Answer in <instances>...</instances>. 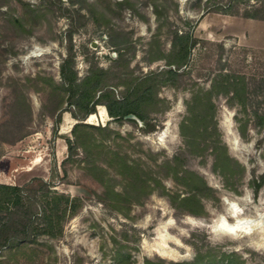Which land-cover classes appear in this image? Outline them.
<instances>
[{
	"label": "rangeland",
	"instance_id": "obj_1",
	"mask_svg": "<svg viewBox=\"0 0 264 264\" xmlns=\"http://www.w3.org/2000/svg\"><path fill=\"white\" fill-rule=\"evenodd\" d=\"M24 1L37 9L31 17L18 0H0V124L10 118L18 86L32 109L27 135L14 143L0 137V183L24 185L40 178L53 191L77 198L81 206L66 220L60 237L41 235L36 242L7 249L0 254V264H145L147 258L181 262L194 260L198 251L207 260L232 255L236 264H264V184L257 193L252 184L253 176L264 174V125L250 116L243 133L242 121L236 119V115L245 118L240 107H231L223 95L214 94V116L207 132L204 125L195 130L196 147L187 145L180 129L194 91L209 88V78L219 67V43L224 45L223 61L227 59L237 73L247 76L248 110L264 113V20L208 10L205 0ZM155 4L163 11L160 19ZM14 16L24 17L25 29L11 21ZM176 27L193 29L201 41L184 67L187 74L180 87L159 90L165 102L150 115L156 130L144 133L140 119L113 120L103 105L97 106L94 117L84 120L113 129L105 151L126 153L149 174L147 191H133L114 168H107L111 185L121 193L119 199H110L103 183L86 168L82 151L68 159L66 138H74L77 120L66 110L67 103L62 106L61 123L56 124L57 113L49 114L44 108L49 104L48 88L38 89L28 78L41 75L60 82L71 29L80 78L92 64L118 70L114 62L118 49L130 59L136 75L160 69L165 61H150V50L158 44L168 52ZM164 131L166 137L159 141ZM96 137L100 140L102 134ZM217 144H224L229 156L244 167L242 175L228 181L216 170ZM175 158L179 175L195 173L213 189L201 194V206L195 207L198 214L171 198L190 190L176 181L174 169L164 166ZM231 215L245 222L241 231L223 230ZM162 243L177 257L149 250Z\"/></svg>",
	"mask_w": 264,
	"mask_h": 264
},
{
	"label": "trees",
	"instance_id": "obj_2",
	"mask_svg": "<svg viewBox=\"0 0 264 264\" xmlns=\"http://www.w3.org/2000/svg\"><path fill=\"white\" fill-rule=\"evenodd\" d=\"M25 8V12L31 17L37 9H32L24 0H18ZM127 0H125L126 2ZM205 0L208 10L226 14L241 15L245 18L264 20V0ZM128 2V1H127ZM161 10L155 4V13L160 19ZM11 21L19 28L25 29L23 16H14ZM72 32L69 31L68 53L60 65V82L53 77L37 75L28 78L35 81L36 87L41 90L48 88L49 104H44L49 114L57 113L56 124L61 123L66 102L72 116L77 122L72 127L74 138L67 137L68 159L82 151L85 154L86 168L93 172L106 188L105 194L114 200L121 197L111 185L112 177L108 175L109 167L114 168L116 173L127 180V188L131 190H145L150 187L149 174H146L140 163L131 161L128 155L119 151L108 152V144L105 143L113 134L114 130L108 125L103 127L85 123L84 120L92 113L97 112L98 105H104L109 116L113 120H121L128 114H135L145 123L142 131L146 134L156 130V124L150 121L153 111L160 110V104L165 101L159 96V90L164 86L180 87L184 75L187 74L186 67L193 56V52L200 43L193 29H178L172 31L171 47L168 52L163 51L158 44L150 50V61L164 60L165 66L149 71L145 74L136 75L130 68V59L124 58V53L118 49V56L114 62L119 69H106L92 64L88 73L80 78L75 69V53L72 44ZM155 44V42H151ZM220 49L218 57L219 67L209 78L210 86L207 89L194 91L188 102L189 115L182 121L180 129L185 137L187 145L196 147L194 133L204 125L207 132L210 119L214 116V94L223 95L229 106L240 107L244 113V119L236 115L238 121H242L240 129L244 133L247 123L251 117H256L260 125H264V113L258 110L250 112L249 81L245 74L237 73L226 60L223 61L224 45L217 44ZM40 83V86H39ZM264 84V83H263ZM123 88L118 91V88ZM17 97L10 105V118L0 124V137L2 140L14 143L27 135V123L32 118L31 105L26 98L25 92L19 90ZM164 108V107H163ZM245 120V122H243ZM134 121V120H132ZM97 133L102 134L100 140ZM216 162L215 168L219 170L226 180L238 177L244 171V167L227 152L223 144L215 145ZM178 158L173 163L167 161L164 166L175 170L177 182L187 185L190 190L187 195L181 196L176 193L171 195L173 202L180 206H187L192 214H198L195 207L201 206V194L204 191L211 192L213 189L204 178L192 172L178 174ZM100 161L107 165L102 166ZM108 175V176H106ZM147 175V176H145ZM156 183L162 185L161 181L155 179ZM252 184L257 193L264 184V174L260 177L253 176ZM77 198L65 193L53 191L50 184L40 178H36L24 185L0 183V254L7 249H14L23 244L33 243L41 235L49 238H58L63 234L66 220L75 215L80 209ZM232 256V255H231ZM226 255L222 259L216 257L207 260L198 251L192 261L167 262L163 259H145V264H236ZM121 258L119 261L121 262Z\"/></svg>",
	"mask_w": 264,
	"mask_h": 264
},
{
	"label": "bare ground",
	"instance_id": "obj_3",
	"mask_svg": "<svg viewBox=\"0 0 264 264\" xmlns=\"http://www.w3.org/2000/svg\"><path fill=\"white\" fill-rule=\"evenodd\" d=\"M97 113L98 112L92 113L90 116L94 117ZM166 132L167 131H164L162 134H160L158 138L159 141L164 140V138L166 137ZM231 217H232V221L225 223L224 226L222 227L223 230L230 232V233L241 231L245 225V222L242 221L243 219H241L239 216H234V215H231ZM149 250L156 252L162 257H167V258H172V259L175 257V255L177 257V254H175L174 251L168 249L166 244H163V243L160 245H156V246H149Z\"/></svg>",
	"mask_w": 264,
	"mask_h": 264
},
{
	"label": "water",
	"instance_id": "obj_4",
	"mask_svg": "<svg viewBox=\"0 0 264 264\" xmlns=\"http://www.w3.org/2000/svg\"><path fill=\"white\" fill-rule=\"evenodd\" d=\"M125 118H133V119L139 120V118L135 114H132V113L126 115Z\"/></svg>",
	"mask_w": 264,
	"mask_h": 264
}]
</instances>
